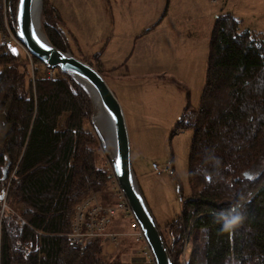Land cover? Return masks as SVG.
<instances>
[{"label":"trees","instance_id":"trees-1","mask_svg":"<svg viewBox=\"0 0 264 264\" xmlns=\"http://www.w3.org/2000/svg\"><path fill=\"white\" fill-rule=\"evenodd\" d=\"M17 3L0 0V33L5 7L15 11ZM62 19V11L45 0L44 34L56 48L77 56L69 39L78 42ZM211 34L199 103L189 101L175 127L193 134L189 190L180 185V216L160 230L174 264H264V175L259 173L264 169V32L222 14ZM105 47L91 58H78L107 81ZM9 52L0 47V107L6 108L8 124L0 147V193L9 186L8 198H0V264H122L104 256V241L82 251L67 239L77 207L90 193L115 207L106 191L115 185L114 177L92 126L90 95L57 70L53 77L31 79L26 63ZM129 56L122 64L126 73ZM171 82L190 99L185 85ZM4 204L27 212L10 217ZM235 216L239 223L224 230Z\"/></svg>","mask_w":264,"mask_h":264},{"label":"rangeland","instance_id":"rangeland-1","mask_svg":"<svg viewBox=\"0 0 264 264\" xmlns=\"http://www.w3.org/2000/svg\"><path fill=\"white\" fill-rule=\"evenodd\" d=\"M110 1L111 4L109 0H54L71 34L76 32L82 38L81 51L77 49L79 43L73 46L77 47L83 57L91 58L106 45L102 60L105 69L110 70L105 71L107 82L125 113L135 176L142 170L139 182L144 196L157 222L164 227L181 213L180 185L186 191L189 190L188 157L193 134L191 130L181 132L175 127L188 102L194 106L199 103L207 71L208 45L215 22L222 14H231L243 21L244 28L264 32V0ZM112 9L115 27L109 18ZM147 29L152 32L139 37ZM22 50V62L31 65V71L36 75H43L40 64ZM128 56L131 72L126 73L122 64ZM170 80L185 85L191 93L190 99L186 91L180 90ZM94 116L97 114L94 113ZM93 118L92 126L96 133ZM7 125L6 108L1 107L0 147L8 131ZM95 125L101 131L99 122ZM96 135L104 159H110ZM105 164L111 172L110 163ZM154 164L158 165L162 175L154 172ZM168 166L175 175L168 174ZM113 186L109 185L106 191L112 192ZM114 201L115 205L117 201ZM120 201L128 204L126 197ZM102 208L97 211L108 213L103 212ZM105 208L114 210L112 207ZM108 214L118 223L115 234H109L106 226L101 225L102 221L97 220L93 214L78 211L77 208L72 220L73 231L67 235L71 246L79 250L81 242L88 245L99 239L104 241L106 258L119 260L122 264H155L153 261L147 263L145 257L138 256L139 251L145 253L147 246L139 239L141 234L136 232V224L132 225L134 231H130L125 221L130 213L114 210L113 216ZM93 234L98 235L90 236ZM113 239H118L117 244L111 242Z\"/></svg>","mask_w":264,"mask_h":264},{"label":"water","instance_id":"water-1","mask_svg":"<svg viewBox=\"0 0 264 264\" xmlns=\"http://www.w3.org/2000/svg\"><path fill=\"white\" fill-rule=\"evenodd\" d=\"M33 0H20L17 7V21L19 26V40L27 47L35 58L52 69H59L62 73L72 76L90 94L96 110V99L99 100L100 109L107 119L101 116V131L95 123L98 116H94L93 125L109 155V160L119 184L136 221L144 231L146 240L150 245L156 264H173L170 253L162 239L160 229L156 223L147 201L137 185L131 160V141L127 127L126 117L122 105L110 88L104 77L91 65L78 60L70 53H64L48 42L39 38L40 28L38 8L32 4ZM90 87V90L89 88ZM103 115V114H102ZM106 133L112 141V149L106 138ZM112 150V151H111ZM249 177V175H246Z\"/></svg>","mask_w":264,"mask_h":264},{"label":"bare ground","instance_id":"bare-ground-1","mask_svg":"<svg viewBox=\"0 0 264 264\" xmlns=\"http://www.w3.org/2000/svg\"><path fill=\"white\" fill-rule=\"evenodd\" d=\"M52 3H54V5H56V3L54 2V0H50ZM44 2L45 0H33L32 4L34 3L35 6L39 7L38 8V11H37V15L39 16V22H40V28H38V34H39V38L40 40H42L43 42H48L50 45H52L54 48H56L51 42L50 40L48 39V37L46 35L43 34L42 32V25H41V18H42V14H41V10H43L44 8ZM110 4H111V1L109 0ZM6 3V2H5ZM18 3H19V0H18ZM18 3H17V7H18ZM62 20H63V23L64 25H67V29L69 30L70 27L68 26L66 20H65V17L64 15L62 14ZM109 18L112 20L113 22V25L115 27V16H114V10L112 9V12L110 13L109 12ZM18 32H19V26H18V21H17V8L15 9V11L12 9L11 6H7L5 7V31L1 32L0 33V47H3L5 48L6 50H9L11 49L12 52L10 51L8 54L10 56H12L13 58H15V60L19 63H23L22 62V59H23V56H24V53H23V50L25 51V53L27 52L29 55H31V53L28 51L27 47L19 40V37H18ZM71 32V31H70ZM73 37L75 39H77L78 43H79V48L78 50L81 51L80 49V45H81V37L79 38V36L77 35V33L75 32L73 34ZM189 38H191V36H187ZM70 40V47H72L73 49L76 50V48L73 46L74 45V41L72 40V38L69 39ZM76 44V42H75ZM16 46V47H15ZM57 50H59L58 48H56ZM16 51H18V53H16ZM61 51V50H59ZM61 52H64V51H61ZM4 52H2L1 54H3ZM64 53H70L72 54L75 58H77L78 60H80L78 57H81L83 56L80 52H78L77 56L74 55L71 51H66ZM32 58L33 59H36L38 60L37 58H35L33 55H32ZM40 61V60H38ZM41 62V61H40ZM42 65H39L41 68H43V75H45L46 77H53L54 76V71L57 70L58 72L62 73L59 69H52L50 67H48L46 64H43L41 62ZM28 72H26V74L28 75L30 73V78L31 79H34L35 76H36V73L34 71H31V65L29 64H26L25 65ZM24 67V66H23ZM22 69V68H21ZM41 70V71H42ZM64 74V73H62ZM67 75V74H66ZM89 90H90V87H88ZM96 99V110L95 108L93 107V113H96L97 116H98V122L101 123V116H103L105 119H107L106 115L102 112V110L100 109V104H99V100L97 98ZM1 109V107H0ZM103 114V115H102ZM125 114V113H124ZM128 127V125H127ZM129 131V129H128ZM97 134V133H96ZM130 134V133H129ZM106 138H107V141L109 143V147H111L112 149V141L110 139V137L107 135L106 133ZM130 141H131V138H130ZM112 151V150H111ZM107 160V159H106ZM108 163H110V167L112 169V175L114 177V183H115V186H113V191L112 193L114 194V199H116L117 203L115 204L116 206V210L117 211H120V212H129L130 215L125 219V221L128 222L129 224V229L131 232L134 231V228L132 227V225L134 226V224H136L137 228H135L136 232L138 234H141L140 236V240L144 241V243L146 244L147 246V250L144 251L145 253H143L142 251H139L138 252V256H141V257H145L146 258V262L149 263V261H153L155 264H156V260H155V257L153 255V252L150 248V245L148 244L147 240H146V236H145V233L144 231L141 229L140 225L138 224V222L136 221V218H135V215H134V212L132 210V208L130 207L129 203H123L122 201H120L121 199L125 198V195L124 193L122 192V190L120 189L119 187V184L116 180V177H115V174H114V171H113V168H112V164L110 162V160L108 159L107 160ZM169 166H172L171 163H168ZM132 166H133V163H132ZM168 166L167 168V172L170 176H173L175 175V173L173 172V170ZM154 170V172L157 173V175H162V171L160 170V168L158 167L157 164H154V167L152 168ZM151 169V170H152ZM142 170H140L141 172ZM133 172H134V175L136 174V171L135 169H133ZM259 173H261L262 175H264V169L261 170ZM140 175V174H139ZM139 175L138 176H135L136 178V183L138 185V187L140 188L141 192L143 195L144 194V191L142 189V186L139 182ZM246 175H249V174H245V179L246 180H252L254 178H251L250 175L249 177H246ZM119 191V193H115ZM8 195H9V186H5V189L1 191L0 193V198L2 197V199L4 198H8ZM109 195L112 196L111 193H109ZM145 197V196H144ZM146 199V198H145ZM119 200V201H118ZM147 201V200H146ZM179 202L182 204V199L179 198ZM147 203V207L150 208L148 202ZM99 205V206H97ZM129 206V207H128ZM99 207H103L102 208V211L103 212H108V213H111V215L113 216L114 214V210H111V209H107L105 207H110L109 205L103 203L102 199H101V194H98V193H90L85 199H84V202L79 206L77 207L78 209H84L83 212H87V213H91L94 215V217L97 219V220H101L103 225L106 226V230L109 231V234L113 233L115 234L118 230H117V227H118V223H116L117 221L115 219H111L110 218V215L108 213H101V212H98L96 209L99 208ZM2 209L3 210V213H5L6 215H9L10 217L11 216H15L17 218H23L24 214H26L27 211H24V210H18V212L13 208H9L8 205L4 204L2 205ZM151 210V208H150ZM112 211V212H110ZM151 213L152 215L154 216L152 210H151ZM180 216V215H179ZM179 216L177 217V219L179 218ZM15 218V219H17ZM155 218V216H154ZM18 220V219H17ZM156 220V218H155ZM132 222V223H131ZM156 223L160 229V226L159 223L157 222L156 220ZM169 223V222H168ZM167 223V224H168ZM111 232V233H110ZM160 233H161V230H160ZM112 234V235H113ZM114 236V235H113ZM161 236H162V233H161ZM162 239L165 243V240H164V237L162 236ZM109 240V238H108ZM117 241L118 239H113L111 240V242L113 243H116L117 244ZM81 244V250L84 251L86 249V244L85 243H80ZM166 245V243H165ZM167 247V246H166ZM168 249V248H167ZM169 251V250H168ZM170 253V252H169ZM104 254V253H103ZM105 256V255H104ZM171 256V254H170ZM172 258V256H171ZM173 261V259H172ZM174 264V262H173Z\"/></svg>","mask_w":264,"mask_h":264},{"label":"clouds","instance_id":"clouds-1","mask_svg":"<svg viewBox=\"0 0 264 264\" xmlns=\"http://www.w3.org/2000/svg\"><path fill=\"white\" fill-rule=\"evenodd\" d=\"M239 220H240V217L239 216H235L233 217L231 220L227 221L223 227H224V230H229L231 229L232 227H234L235 225H237L239 223Z\"/></svg>","mask_w":264,"mask_h":264},{"label":"built area","instance_id":"built-area-1","mask_svg":"<svg viewBox=\"0 0 264 264\" xmlns=\"http://www.w3.org/2000/svg\"><path fill=\"white\" fill-rule=\"evenodd\" d=\"M97 206H99V205H97ZM99 208H102V207H99ZM97 209H98V208H97ZM97 209H96V210H97ZM116 209H117V208L114 207V210H115V211H116ZM83 210H84V209H78V211H81V212H83ZM85 213H87V212H85ZM100 224L103 225V223H100ZM94 235L97 236L98 234H93V235H90V236H94Z\"/></svg>","mask_w":264,"mask_h":264},{"label":"snow or ice","instance_id":"snow-or-ice-1","mask_svg":"<svg viewBox=\"0 0 264 264\" xmlns=\"http://www.w3.org/2000/svg\"><path fill=\"white\" fill-rule=\"evenodd\" d=\"M20 3H21V5H23V3H24V0H20Z\"/></svg>","mask_w":264,"mask_h":264},{"label":"crops","instance_id":"crops-1","mask_svg":"<svg viewBox=\"0 0 264 264\" xmlns=\"http://www.w3.org/2000/svg\"><path fill=\"white\" fill-rule=\"evenodd\" d=\"M130 69H131V67H130ZM140 174H141V172H140ZM142 175V174H141Z\"/></svg>","mask_w":264,"mask_h":264}]
</instances>
